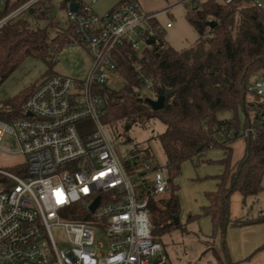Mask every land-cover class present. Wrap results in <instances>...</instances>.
Listing matches in <instances>:
<instances>
[{
	"label": "built area",
	"instance_id": "built-area-1",
	"mask_svg": "<svg viewBox=\"0 0 264 264\" xmlns=\"http://www.w3.org/2000/svg\"><path fill=\"white\" fill-rule=\"evenodd\" d=\"M41 1L0 0V8L16 4L0 19V27ZM72 1L77 8L67 9L68 20L76 42L92 59L86 75L48 76L35 84L24 117L0 120V151L21 154L26 164V173L20 174L0 168L12 182L0 191V264H171L153 234L150 210L153 199L165 208L162 202L171 192L167 167L144 151L120 154L111 126L103 121L102 90L124 81L119 56L125 53L141 68L136 59L151 46L148 40L155 39L152 20L159 13L146 12L135 0H123L104 14L93 7L98 0ZM192 1L197 0L182 3ZM215 1L226 5L234 0ZM255 5L264 11V0H255ZM249 91L256 97L253 124L241 134L255 138L264 127V75L252 81ZM87 123L90 132L83 128ZM228 133L235 134V129ZM7 134L16 139L18 150L3 144ZM97 198L99 204L91 211ZM73 205L86 210L83 218L71 217Z\"/></svg>",
	"mask_w": 264,
	"mask_h": 264
},
{
	"label": "trees",
	"instance_id": "trees-1",
	"mask_svg": "<svg viewBox=\"0 0 264 264\" xmlns=\"http://www.w3.org/2000/svg\"><path fill=\"white\" fill-rule=\"evenodd\" d=\"M71 1L61 0V6L68 9ZM184 5L187 21L199 34L197 43L189 49L174 48L164 37L165 29L160 30L161 24L153 19L152 24L157 30L155 42L136 59L141 68L136 69L127 55L121 53L118 61L123 84L120 88L102 90L105 99L103 121L116 129V124L123 121L126 130L134 123L154 118L166 125L158 138L166 154L164 165L171 192L162 202L165 208L159 207L155 199L150 203L153 234L159 241L171 228L180 226L175 221L182 209L176 179L182 173V165L188 161L196 164L205 161L203 156L210 149L223 150L220 162L224 171L214 177L216 188L206 192L208 204L203 206L202 213L191 215L189 220L209 217L214 229L210 239L218 236L220 244L216 247L213 243L205 252L213 253L216 264H236L226 240L227 230L264 223V210L257 215L250 214L253 205L247 215L231 216L235 193L241 194L243 203L248 206L247 199L258 197L264 189V127L255 138L245 137L243 157L235 164L232 161V144L244 138L242 131L253 124V95L249 85L264 75V11L255 5V0H234L226 5L215 0H197ZM15 6L8 3L0 8V19ZM40 7L44 10L38 12ZM52 8V0H42L36 8L27 11L38 20H47L45 26L33 27L22 13L0 27V87L28 58L41 59L48 66L46 73L53 75L56 53L77 41L69 20L66 26L60 27ZM52 28H56L53 36ZM35 84L13 97L0 100V120L11 122L24 117V104ZM144 89L156 97L160 90L170 91L165 96L164 107L153 109L145 100L148 97L142 94ZM241 108L245 114L243 123L238 118ZM227 110L234 111L235 117L220 118L219 114ZM231 128L235 129L233 135L228 133ZM135 151L153 155L150 148L138 145ZM10 170L26 173V164ZM11 185L12 182L0 174V191ZM72 208V218L84 217V208L78 205Z\"/></svg>",
	"mask_w": 264,
	"mask_h": 264
},
{
	"label": "rangeland",
	"instance_id": "rangeland-1",
	"mask_svg": "<svg viewBox=\"0 0 264 264\" xmlns=\"http://www.w3.org/2000/svg\"><path fill=\"white\" fill-rule=\"evenodd\" d=\"M100 3L107 2L106 0H99ZM154 5H159L158 13L159 19L164 25L168 22L172 23V27H166L164 34L168 43L174 47L184 50L193 47L198 39L199 34L193 26L186 19V6L179 0L176 8L172 9V14L162 13L163 5L167 4V0H153ZM53 15L59 22L60 27H64L68 23L67 9L61 6V0H52ZM177 3V4H178ZM162 4V5H161ZM144 10V9H143ZM101 14V13H100ZM23 16L28 19L33 27L45 26L47 20H38L31 12L23 13ZM56 28L51 29L52 36L55 35ZM56 63L52 68L53 74H62L82 78L86 75L92 59L87 50L78 42L71 43V47L67 45L64 49L56 53ZM48 66L41 59L28 58L24 63L17 68V70L4 82L8 91L5 95L0 94V100L7 98V94H11L15 88H24L25 84L35 83L50 76L46 73ZM31 80V81H30ZM34 80V81H33ZM30 82V83H28ZM3 84V85H4ZM123 80L119 79L117 88H120ZM26 86V85H25ZM144 97L157 98L148 89L142 90ZM251 96V100L255 99ZM234 111L227 110L219 114L220 118H234ZM238 118L241 123L245 120L243 109H239ZM125 122L121 121L116 124L117 129L112 127L113 137L116 143L118 152L121 154L127 149H136L138 145L140 148H150L153 156L161 165L166 163V154L158 135L166 130V125L159 118L148 120L144 123H134L128 130L125 129ZM86 132L92 130V125L87 123L83 127ZM3 144L18 150L19 145L16 139L7 134L3 139ZM246 140L239 138L234 143V152L232 161L242 158L245 152ZM212 155V157H210ZM217 156V158H215ZM224 152L220 148L210 149L205 152V163L185 162L182 165V173L176 179V183L180 186L182 209L180 212L179 223L180 226H175L160 237V241L164 245L166 252L169 255L171 264H216V259L211 251L205 252L208 246L213 243L219 247L220 241L217 236L210 239L213 235V224L209 217L203 216L199 219L189 220L191 215H199L202 213L204 201L206 202V192L210 191L214 184L211 176L214 173L210 172L212 169L221 168L223 165L220 160L223 158ZM130 164L132 161H125ZM25 163V157L21 154H8L0 151V168L10 170L11 167L18 166ZM11 171V170H10ZM14 172V171H13ZM264 185V180H263ZM254 201L256 202L255 204ZM241 216L247 215L250 212L251 205L253 210L251 215H257L264 210V189L256 198H248L247 205L243 203V197L238 201ZM206 204V203H205ZM236 204V202L234 203ZM230 229V228H229ZM228 229V230H229ZM227 230V232H228ZM226 232V240L227 239ZM59 245L61 241L54 231ZM228 243V241H227ZM229 247V245H228Z\"/></svg>",
	"mask_w": 264,
	"mask_h": 264
},
{
	"label": "crops",
	"instance_id": "crops-1",
	"mask_svg": "<svg viewBox=\"0 0 264 264\" xmlns=\"http://www.w3.org/2000/svg\"><path fill=\"white\" fill-rule=\"evenodd\" d=\"M83 1L90 2L92 0H83ZM106 1L107 2L105 3H100V1L98 0L95 3H93V7L95 11H97L98 13L104 14L108 12L109 10H111L113 7H115L121 0H106ZM135 1H138L146 12L158 13L157 11L159 8L157 7H159V5H154L155 2L153 0H135ZM178 1L179 0H167V4L163 5V8L161 7V9L164 10L166 8H169L171 9V11L168 14H172V9L176 8L177 5H179ZM156 19L159 21V23L162 26L166 28L164 23L160 21L159 14L157 15ZM165 32H166V29H165ZM35 82L36 81L32 83L28 82L30 84L28 85L25 84L26 86L24 85L23 86L24 88L22 87L15 88V90H13L11 94H7L9 96H6V97L10 98V97L17 95L18 93H20L21 91H23L30 85L34 84ZM8 90H9L8 87H5V84H4L0 87V94L5 95ZM7 98H4V99H7ZM4 99H1V100H4ZM234 143L232 144L233 152H234ZM245 150H246V146H245ZM204 157H205V154L203 158ZM210 157H212V155H210ZM215 158H217V156ZM240 159L234 160L233 164H235ZM205 162L206 161H203L202 163H205ZM223 169H224V166H223ZM210 172H213V173L218 172V173H214L211 176L212 178H214L216 175L221 174L223 171L221 168H215V169H212ZM213 181H214L213 182L214 184L211 186V189L209 190H214L216 188L217 180L214 178ZM241 197L242 195L239 193H235L232 196L231 216L233 218L241 216L240 208L238 206L239 204L238 201L240 200ZM235 202L236 204H234ZM207 204H208V200H206V202L204 201V206ZM200 211L202 210L200 209ZM227 239H228L227 241H228L231 257L233 261L236 262V264H264V248H260L261 246L264 245V223L259 224V225L246 226V227L230 228L227 232Z\"/></svg>",
	"mask_w": 264,
	"mask_h": 264
},
{
	"label": "water",
	"instance_id": "water-1",
	"mask_svg": "<svg viewBox=\"0 0 264 264\" xmlns=\"http://www.w3.org/2000/svg\"><path fill=\"white\" fill-rule=\"evenodd\" d=\"M69 8L72 10H75L77 8V2L76 1H71ZM211 25H215V23H211ZM155 42V39H149L148 40V44L152 45ZM170 94V91H164V90H160L159 95L156 99L153 98H146L145 100L153 107V109L155 110H160L164 107L165 105V96ZM27 115H32L31 112H28ZM130 126L127 127V129H129ZM99 204V198L96 199V201L90 206L91 211H94L96 209V207ZM176 224L179 223V219L176 218Z\"/></svg>",
	"mask_w": 264,
	"mask_h": 264
}]
</instances>
